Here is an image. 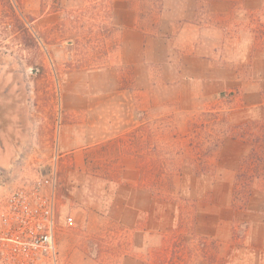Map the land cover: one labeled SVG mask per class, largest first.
<instances>
[{
    "label": "rangeland",
    "instance_id": "rangeland-1",
    "mask_svg": "<svg viewBox=\"0 0 264 264\" xmlns=\"http://www.w3.org/2000/svg\"><path fill=\"white\" fill-rule=\"evenodd\" d=\"M18 2L32 31L14 17L24 48L16 54L0 53V83L7 85L15 76L23 81L29 133L19 161L10 170L9 161L6 168L0 167V174H10L6 182L44 163L47 148L58 142L65 121L60 105L62 75L110 68L117 47L111 0H46L41 14L61 12L63 18L58 25L51 22L46 31L33 22L37 17L23 12L22 0ZM194 40V52L209 60L204 71L190 63L171 78L157 68L154 83H149L145 70L121 71L120 90L142 100V105L136 110L139 128L120 141L127 153L137 154L143 186L158 208H175V228L151 236L93 229L98 221L81 218L69 195H63L62 167L60 264H114L111 257L128 250L147 264H264V192L255 188L245 208L240 196L233 205L235 176L249 146L241 141V145L225 143L232 139L223 135L225 126L218 121L229 110L227 116L248 115L250 120H259L264 113V0L240 4L229 16L207 19ZM56 47L62 48V56L56 55ZM175 78L180 82L172 83ZM213 78L219 86L207 83ZM207 110L219 114L205 115ZM215 145L218 149L206 157ZM193 208H204L206 235L196 231ZM67 218H72V225Z\"/></svg>",
    "mask_w": 264,
    "mask_h": 264
},
{
    "label": "crops",
    "instance_id": "crops-1",
    "mask_svg": "<svg viewBox=\"0 0 264 264\" xmlns=\"http://www.w3.org/2000/svg\"><path fill=\"white\" fill-rule=\"evenodd\" d=\"M111 1V23L117 36L115 62L101 72H67L60 81V105L65 121L59 129L58 143L60 153L66 157L62 166L65 168L63 195H69L81 218L98 221L93 229L107 232L109 228L121 234L133 231L151 236L174 229L176 213L175 208H158L153 194L143 186L137 154L127 153L120 141L139 128L136 110L140 111L142 105V100L138 102V98L135 100V96L120 90L121 71L129 68L136 74L145 70L150 73L149 83L157 79L153 72L157 68L171 78L190 63L199 64L204 71L209 60L194 52L197 45L194 38L200 34L202 23L229 16L240 4L257 5L263 0ZM21 3L23 12L37 17L33 22L43 31L49 29L51 22L55 26L63 21L61 12L41 14L46 0ZM18 5L21 9L19 2ZM55 53L60 57L64 51L59 47ZM176 79L172 83L180 82ZM207 83L220 85L214 78ZM227 117L231 126L250 121L248 115ZM229 142L240 144L237 140L225 143ZM193 210L197 233L206 235L204 208ZM215 235L211 237L215 239ZM110 261L147 264L129 250L111 257Z\"/></svg>",
    "mask_w": 264,
    "mask_h": 264
},
{
    "label": "built area",
    "instance_id": "built-area-1",
    "mask_svg": "<svg viewBox=\"0 0 264 264\" xmlns=\"http://www.w3.org/2000/svg\"><path fill=\"white\" fill-rule=\"evenodd\" d=\"M14 17L32 31L17 0H0L1 54H16L24 48ZM47 150L44 163L15 180L0 183V264H60L57 236L61 168L66 157L60 153L57 140ZM66 223L72 225V218Z\"/></svg>",
    "mask_w": 264,
    "mask_h": 264
},
{
    "label": "trees",
    "instance_id": "trees-1",
    "mask_svg": "<svg viewBox=\"0 0 264 264\" xmlns=\"http://www.w3.org/2000/svg\"><path fill=\"white\" fill-rule=\"evenodd\" d=\"M28 111L29 100L21 78L12 77L7 85L2 81L0 83V167L6 168L9 161L10 170L11 164L19 161V153L23 151L24 143L28 139ZM229 111L224 112V116L218 120L225 126L223 135L249 146V152L242 157L235 176L236 186L233 195V205L240 196L243 199L241 207L245 208L255 188L264 192V113L259 120L231 126L226 118ZM218 114L215 110L205 112V115L213 117H217ZM216 149L218 145H215L214 150L206 151L204 155L208 157ZM9 178L10 174L7 176L0 174V183L8 181Z\"/></svg>",
    "mask_w": 264,
    "mask_h": 264
}]
</instances>
